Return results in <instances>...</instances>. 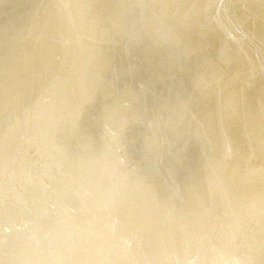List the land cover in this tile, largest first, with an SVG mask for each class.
Returning a JSON list of instances; mask_svg holds the SVG:
<instances>
[{"label":"bare ground","instance_id":"6f19581e","mask_svg":"<svg viewBox=\"0 0 264 264\" xmlns=\"http://www.w3.org/2000/svg\"><path fill=\"white\" fill-rule=\"evenodd\" d=\"M0 264H264V0H0Z\"/></svg>","mask_w":264,"mask_h":264}]
</instances>
